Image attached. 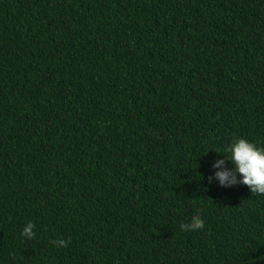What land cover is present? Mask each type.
I'll return each mask as SVG.
<instances>
[{"label":"trees","instance_id":"16d2710c","mask_svg":"<svg viewBox=\"0 0 264 264\" xmlns=\"http://www.w3.org/2000/svg\"><path fill=\"white\" fill-rule=\"evenodd\" d=\"M239 138L264 0H0V264H264V195L208 179Z\"/></svg>","mask_w":264,"mask_h":264},{"label":"clouds","instance_id":"9594fccd","mask_svg":"<svg viewBox=\"0 0 264 264\" xmlns=\"http://www.w3.org/2000/svg\"><path fill=\"white\" fill-rule=\"evenodd\" d=\"M225 151L229 153L226 159L217 160L213 164L214 176L209 177V182L213 179L219 182L221 187L229 188L238 184L247 186L253 195H264V148H258L254 143L246 139L239 138L231 142ZM231 162L234 170H229L227 163ZM237 174L241 179L237 178ZM181 231H200L204 229L205 222L199 214L194 215L190 223L182 224ZM35 225L29 222L22 230V237L27 240L35 238ZM56 247H68L71 238L67 241L61 239L52 241Z\"/></svg>","mask_w":264,"mask_h":264}]
</instances>
